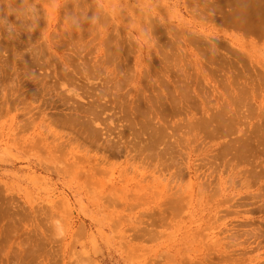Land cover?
<instances>
[{"label": "rangeland", "instance_id": "obj_1", "mask_svg": "<svg viewBox=\"0 0 264 264\" xmlns=\"http://www.w3.org/2000/svg\"><path fill=\"white\" fill-rule=\"evenodd\" d=\"M261 3L0 0V264H264Z\"/></svg>", "mask_w": 264, "mask_h": 264}, {"label": "bare ground", "instance_id": "obj_2", "mask_svg": "<svg viewBox=\"0 0 264 264\" xmlns=\"http://www.w3.org/2000/svg\"><path fill=\"white\" fill-rule=\"evenodd\" d=\"M227 1H229V0H227ZM230 1H231V0H230ZM233 1H234V0H233ZM236 1L239 2V0H236ZM241 1L243 2V0H240V2H241ZM246 1H249V0H246ZM250 1H251V0H250ZM252 2L255 4L256 1H255V2L252 1ZM260 2H261V1H260ZM224 3H225V2H224ZM227 3H228V2H227ZM234 3H235V2H234ZM249 3L251 4V2H249ZM249 3H247L248 6H249ZM253 3H252V4H253ZM256 3H257V2H256ZM262 3H263V0H262ZM262 3H261V4H262ZM225 4H226V3H225ZM257 4H258V3H257ZM227 5H228V4H227ZM230 5H231V3L229 4V6H230ZM245 5H246V4H245ZM262 5L264 6V3H263ZM235 6H236V5H234V7H235ZM242 6H243V5H241V7H242ZM253 6H254V5H253ZM231 7H232V6H231ZM234 7H233V9H234ZM238 7H239V6H238ZM257 7H258V8H259V7L261 8L260 4H259V5H256V7H254V8H257ZM242 8H245V7H242ZM246 8H248V7H246ZM246 8H245V9H246ZM250 8H251V5H250ZM254 8H253V9H254ZM260 8H259V9H260ZM262 8H264V7H262ZM262 8H261V9H262ZM233 9H231V10H233ZM240 9H241V8H239V10H240ZM245 9H242V10H245ZM251 9H252V8H251ZM253 9H252V10H253ZM231 10H230V11H231ZM236 10H237V9H236ZM236 10L234 9V12H235ZM246 10H247V9H246ZM256 10H257V9H256ZM250 11H251V10H250ZM259 11H260V10H259ZM259 11L257 10V15L260 14ZM234 12L232 13L233 15H234L235 13H237L238 11H236L235 13H234ZM240 12H241V11H240ZM240 12H239V13H240ZM243 12H244V11H243ZM243 12H242V13H243ZM245 12H246V11H245ZM248 12H249V10H248ZM248 12H246L245 14H249V13H250V12H249V13H248ZM252 12H253V11H252ZM254 12H255V9H254ZM262 12H263V16H262V18H264V11H262ZM262 12H261V15H262ZM230 13H231V12H230ZM230 13H229V14H230ZM239 13H238V14H239ZM242 13H240V14H242ZM258 13H259V14H258ZM232 14H231V15H232ZM243 14H244V13H243ZM251 14H252V13H251ZM253 14H254V13H253ZM233 15H232V16H233ZM235 15H236V14H235ZM254 15H255V14H254ZM251 16H252V15H251ZM259 16H260V15H259ZM233 17H235V16H233ZM236 17H237V16H236ZM244 17H245V15H244ZM246 17H247V16H246ZM246 17H245V18H246ZM255 17H256V16H255ZM240 18L243 19V20H242V19L240 20V21H243V24H244V23L248 24L246 21L244 22V20H247L248 18L245 19V18H243V16L240 17ZM240 18H239V19H240ZM259 18H260V17H259ZM236 19H238V18H236ZM249 19H252V18H249ZM249 19H248V22H249ZM253 20H254V22H255V21L257 20V18H256V20H255V18H254ZM237 21H238V20H237ZM251 21H252V20H250V22H251ZM259 21H260V20H258L257 22H259ZM263 21H264V20H263ZM263 21L261 20L260 22H261V23H264ZM250 22H249V23H250ZM257 22H256V24H257ZM251 24H252V23H250V25H251ZM258 24H260V23H258ZM258 24H257V25H258ZM254 25H255V23H254ZM260 25H261V24H260ZM252 26H253V25H252ZM253 28H257V27H253ZM259 28H260V27H259ZM262 28H263V27H262ZM0 45H1V44H0ZM0 49H2V45H1ZM32 63H33V62H32ZM30 92H32L31 95H33V91L30 90L29 93H30ZM238 99L240 100V98H238ZM238 99L236 100V102H233V103H238V102H239ZM93 104H94V103H93ZM91 105H92V104H91ZM226 105H227V103H226ZM233 105L236 106L237 104H233ZM83 106H84V105H83ZM230 106H231V105H230ZM226 107H227V106H226ZM233 107H234V106H233ZM87 108L89 109V107H87ZM91 108H93V106H92ZM222 108L225 109V106L221 107V110H219V111H220V114H221L222 111L227 112L228 107H227L226 110H222ZM72 110H73V109H72ZM85 110H86V109H85ZM90 110H91V109H90ZM90 110H89V111H90ZM83 111H84V110H81V112H80V111H79V112H80L81 114H83V113H82ZM229 111H231V110L229 109ZM229 111H228V112H229ZM76 112H77V111H76ZM84 112H86V113L88 114L87 111H84ZM225 112L222 113V116H223V117L221 116L222 118H221V120L219 121L220 123L218 122L220 125H222V124H221V121H224V120H222V119L224 118V115L226 114ZM228 112H227V113H228ZM218 113H219V112H218ZM235 113H236V112H235ZM215 114H216V113H215ZM236 114H237V113H236ZM71 115H72V114H71ZM71 115L69 114L68 117L71 116ZM74 115H75V114H74ZM74 115H73V116H74ZM216 115H217V114H216ZM216 115H214V116H216ZM226 115H227V114H226ZM73 116H71V117H73ZM80 116H81V115H80ZM80 116H77V115H76L77 118L80 117ZM218 116L220 117V115H218ZM61 117H62V116H61ZM64 117H65V115H64ZM66 117H67V114H66ZM81 117H82V116H81ZM81 117H80V118H81ZM209 117H210V116H209ZM219 117H218V118H219ZM225 117H226V116H225ZM62 118H63V117H62ZM93 118H94V117H93ZM213 118H214V117H213ZM213 118L210 117L209 119H213ZM218 118H217V119H218ZM64 119H67V118H64ZM74 119H76L75 116H74ZM74 119H73V121H70V120H72V118H71V119L68 118L67 120H69L70 122H69V121H68L69 123H68V122H65V124H66V123L70 124L71 122H72V123H75V125H74L73 127L76 128L77 123H78L79 121H83V122H84V121L86 120L85 124H83V122H82V123H80V122L78 123V126H80V124H82V125H81V126H82V129H84V125H85V126H88V125H89L88 128L85 127V129H87V131L84 130V132H88L89 127H90V125H91L90 123L93 122L91 119H88V118H87V119L85 118V120H84V117H82L81 120L79 119L78 122H77V121L75 122ZM219 119H220V118H219ZM226 119H227V117H226ZM76 120H77V119H76ZM63 121H64V120H63ZM65 121H66V120H65ZM87 121H91V122H87ZM61 122H62V120L60 121V123H61ZM147 122H148V121H147ZM72 123H71V125H73ZM142 123H143V122H142ZM142 123H141V124H142ZM216 123H217V121H216ZM222 123H224V122H222ZM62 124H63V122H62ZM87 124H88V125H87ZM141 124H139V125H141ZM143 124H146V122H144ZM147 124H148V123H147ZM150 124H151V122H150ZM219 124H217V125H219ZM139 125H138V126H139ZM151 125H152V124H151ZM151 125H150V126H151ZM261 125H263V124H261ZM261 125H260V126H261ZM59 126H60V125H59ZM81 126H80V128H81ZM91 126H92L93 129H92L91 127H90V129L93 130V131H92V132H91V131L89 132V133H91V136L88 135V134H86V136H88V137L85 136L86 139H87V138H92V137H93V136H92L93 132H94V136H98V135H100V134H98V135L96 134V133L100 132V130L98 129V130H99L98 132H97V130H94L95 128L93 127V123H92ZM129 126H130V125H129ZM141 126H142V125H141ZM67 127H68V126H67ZM130 127H131V126H130ZM132 127H133V126H132ZM147 127H149V126L147 125ZM147 127H146V130H147ZM157 127H158V126H157ZM157 127H156V128L153 127V129H152L153 131H151V129H150L151 127L149 128L150 130L148 129L149 132H151V134H153V132H155V131L157 132V130L154 131V129H158V133L155 132V134H153L154 136H151V137H150L151 139H149V141H148L150 146L153 147V145H155V149H154V150H153V149L150 150V148H149L148 152H146V150H147L148 147H149V146H147L148 142H146V145H145L144 143H141L142 140H143V141H144V140L147 141V140L144 139V138H142V136H140L139 138L141 139V142H140V141H139V142H140L142 145L139 143V144H138L139 147L137 146V147L139 148V150H138V148H137V150H138V151H144V149H145V151H144L145 154H146V153H150V154H151L150 151H152V153L156 151V152H158L157 155L159 154L158 156H160V157H158V158H161V160H162L163 157L160 155V153H161V152H162V153L164 152L163 154H164V156H165V153H166L165 150L168 149V146H169V145H170V146H171V145L173 146V149L176 151V153H177L178 149H177V146H175L177 150H176L175 147H174V145H175V143H176L174 140H173V143H174V144H173L172 142H170L169 145L167 146L166 143H168L169 141L167 142L165 137H167V140H168V138L170 139V137H169L170 135H169V134L167 135V133H165V132H166V131H164V129H166L165 127H164V129H162L163 127L159 126V127H161V128H160V131H161V129L163 130V135H164V137H163V135H161L162 133H159V128H157ZM217 127H218V126H217ZM78 128H79V127H78ZM105 128H106V127H105ZM105 128H104V129H105ZM127 128H128V130H127ZM139 128H140V127H139ZM141 128H142V130L144 131L145 127H144V129H143V127H141ZM261 128H262V126H261ZM263 128H264V126H263ZM78 130H79V129H77L76 132H78ZM102 130H103V129H102ZM107 130H108V129H107ZM107 130H106V131H107ZM125 130H126V131H129V127H126ZM130 130H131V128H130ZM146 130L143 132V134H145V132H147ZM167 130H168V129H167ZM261 130H262V129H261ZM84 132H83V130H82L80 133H81V134H84ZM95 132H96V133H95ZM107 132H108V131H107ZM134 132H136V131H134ZM138 132H141V129L138 130L137 133H138ZM137 133H134V135L137 134ZM141 133H142V132H141ZM141 133H139V134L136 135L137 138H138V135H141ZM107 134H108V133H107ZM143 134H142V135H143ZM148 134L150 135V133L147 132V133L145 134V136H146V137H147V136L149 137ZM165 134H166V136H165ZM103 135H104V134H103ZM108 135H109V134H108ZM108 135H106V136H108ZM56 136H57V132H56ZM67 136H68V135H67ZM89 136H90V137H89ZM161 136H162L163 139L165 138V139H164V140H165V143H164V140L161 138ZM172 136H175V135L171 134V138H172ZM54 137H55V135H54ZM108 137H110V135H109ZM108 137H107V138H108ZM64 138H65V137H64ZM95 138H96V137H95ZM95 138H94V139H95ZM139 138H138V139H139ZM173 138H174V137H173ZM61 139H62V138H61ZM61 139H60V140H61ZM65 139H66V138H65ZM72 139H73V138H72ZM140 139H139V140H140ZM147 139H148V138H147ZM174 139H176V138H174ZM58 140H59V137H58ZM67 140H68V139H67ZM109 140H110V139H109ZM109 140H105V141H108V143L105 142V146H106V143H107V145L109 144ZM150 140H151V142H150ZM160 140L163 141L162 143H164V145L166 144L165 146H167V147H164V148L160 149V151H157V150H156V146L159 147L160 145H158V144L163 145L162 143H160V142H161ZM76 141H77V140H76ZM94 141H95V140H94ZM96 141H97V139H96ZM98 141H99V140H98ZM98 141H97V142H98ZM145 141H144V142H145ZM176 141H177V139H176ZM65 142H66V141H65ZM69 142H71V141H69ZM69 142H68V143H69ZM72 142H73V141H72ZM103 142H104V141H103ZM110 142L113 143L114 141H113V140H112V141L110 140ZM116 142H117V141H116ZM126 142H127V141H126ZM126 142H125V143H126ZM178 142H179V141H178ZM60 143H61V145H62V142H60ZM68 143H67V144H68ZM73 143H74V142H73ZM95 143H96V142H95ZM112 143H111V144H112ZM118 143H121V142L118 141L117 143H114L115 145L112 144L114 147H113L112 145L109 144L108 147L110 148V146H111V148L113 147V149H114V148L116 149L115 146H116ZM122 143H123V142H122ZM125 143H123V144H125ZM150 143H151V144H150ZM241 143H242V142H241ZM243 143H244V142H243ZM67 144H66V145H67ZM93 144H94V143H93ZM143 144H144L145 147L143 146ZM245 144H246V143H245ZM245 144H242V145L245 146ZM82 145H83V144H82ZM101 145H102V144H101ZM125 145H126V144H125ZM178 145H179V144H178ZM121 146H123V145H121ZM121 146H120V144H119V147H120V148H121ZM126 146H127V145H126ZM142 146L144 147L143 150L141 149ZM146 146H147V149H146ZM170 146H169V148H170ZM172 146H171V148H172ZM108 147H106V148L109 149ZM117 147H118V145H117ZM123 147H124V146H123ZM152 147H151V148H152ZM127 148H128V147H126V149H127ZM165 148H166V149H165ZM171 148H170V149H171ZM245 148H246V147H245ZM245 148H244V149H245ZM115 149H114V150H110V149H109V150H110L111 152H112V151L114 152ZM128 149H129V151L131 150L130 148H128ZM140 149H141V150H140ZM163 149H164V150H163ZM173 149H171V151H169V153H168V151H167V153H168L169 155H168V156L166 155L167 158L163 159V160H165L164 162H166V163L163 165V167L166 166V165H168V163H169V165H171V167L175 166V163H174V162L176 161V159H175L174 162H173V161L171 160L172 157L168 158L169 156H171L170 152L172 153V152L174 151ZM244 149H243V150H244ZM109 150H108V151H109ZM116 150H117V149H116ZM122 150H123V149H122ZM122 150H120V151H122ZM137 150H132V151L134 152V151H137ZM158 150H159V148H158ZM168 150H169V149H168ZM117 151H119V150H117ZM117 151H115V152H117ZM120 151H119V152H120ZM175 151L172 153L173 155L176 154ZM88 152H89V150H88ZM88 152H86V153H88ZM156 152H155V155H154V153L152 154L153 156H151V155H149V154H147V156L149 155L150 157H154L153 159L156 160V159H155V158H156ZM130 153H131V152H129V154H130ZM135 153L137 154V152H135ZM135 153H134V155H135V158H136V157L138 156L139 153H138L137 155H136ZM141 153H142V155H143V152H140V154H141ZM167 153H166V154H167ZM112 154H114V153H112ZM116 154H117V156L119 155V153H116ZM120 154H123V152H122V153L120 152ZM129 154H128V155H129ZM145 154H144L143 156H144V159H146V162H147V159L150 158V157L146 158L147 156H145ZM163 154H162V155H163ZM114 155H115V154H114ZM134 155H133V156H134ZM117 156H115V157H117ZM140 156H141V155H140ZM173 157L176 158V156H173ZM174 158H172V159H174ZM142 159H143V158H142ZM144 159H143V160H144ZM153 159H152V160L150 159V162H151V161H154ZM167 159H170V162H168ZM158 160H159L158 162H160V159H158ZM150 162H149V165H150ZM161 162H162V161H161ZM161 162H160V163H161ZM164 162H162V164H163ZM171 162L173 163V166H172ZM153 163H154V162H153ZM160 163H159V164H160ZM159 164H158V165H159ZM177 164H178V163H177ZM177 164H176V165H177ZM169 165H168V167H170ZM160 166H161V164H160ZM178 166H179V165L175 166V167H177V168H174V169H178ZM163 167H162V168H163ZM168 167H167V168H168ZM164 168H166V167H164ZM164 168H163V170H164ZM179 168H181V167L179 166ZM157 169H158V168H157ZM170 169H171V168H170ZM179 170H183V169H179ZM179 170H178V171H179ZM169 171H170V170H169ZM171 171H172V170H171ZM175 171L177 172V170H175ZM172 172H173V171H172ZM179 172H180V171H179ZM179 172H178V173H179ZM170 173H171V172H170ZM178 173L175 174V175H177V178H178ZM181 173H182V171H181ZM173 174H174V173H173ZM183 175H184V174H183ZM183 175H182V176H183ZM180 176H181V174H179V177H180ZM171 177H172V176H171ZM146 178H147V177H146ZM171 180H172V179H171ZM178 180H179V179H178ZM163 181H164V179H163ZM175 182H176V181H175ZM175 184H176V183H175ZM96 185H97V184L95 183V186H96ZM165 185H166V184H165ZM123 186H124V185H123ZM168 186H169V185H168ZM151 188H152V187H151ZM167 189H168V187H167ZM102 190H103V189H102ZM117 190H118V189H117ZM148 190H149V189H148ZM103 191H104V190H103ZM159 192H160V191H159ZM162 192H163V191H162ZM121 193H122V192H121ZM153 193H154V192H153ZM160 193H161V192H160ZM162 194H163V193H162ZM170 194H171V193H170ZM170 194H169V195H170ZM153 195H154V194H153ZM155 195L158 196V195H160V194H158V192H155ZM167 195H168V194H166V196L163 195V197H168ZM171 195H172V197H173V195H175V194H171ZM157 196H156V197H157ZM106 197H108V195H107ZM106 197H105V198H106ZM174 197H175V196H174ZM174 197H173V198H174ZM109 198H110V197H108L107 200H108V201H112V200H110ZM175 198H176V197H175ZM178 199H179V197H178ZM107 200H106V201H107ZM181 200H183V199H181ZM181 200H180V201H181ZM113 201H114V198H113ZM173 201H175V199H174ZM180 201H179V202H180ZM112 203H113V202H111V204H112ZM173 203H176V201L173 202ZM188 203H189V202H188ZM109 204H110V203H109ZM178 204H179V203H178ZM124 208H125V207H124ZM174 208H175V207H174ZM123 211H124V210H123ZM134 237H135V236H134ZM135 239H138V238H135Z\"/></svg>", "mask_w": 264, "mask_h": 264}]
</instances>
